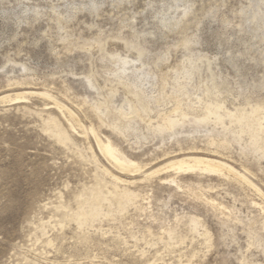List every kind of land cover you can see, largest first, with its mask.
Here are the masks:
<instances>
[{
    "label": "rangeland",
    "instance_id": "obj_1",
    "mask_svg": "<svg viewBox=\"0 0 264 264\" xmlns=\"http://www.w3.org/2000/svg\"><path fill=\"white\" fill-rule=\"evenodd\" d=\"M0 85V264H264V0H0ZM42 89L142 171L198 155L258 190L120 171L71 102L84 142L60 140Z\"/></svg>",
    "mask_w": 264,
    "mask_h": 264
},
{
    "label": "bare ground",
    "instance_id": "obj_2",
    "mask_svg": "<svg viewBox=\"0 0 264 264\" xmlns=\"http://www.w3.org/2000/svg\"><path fill=\"white\" fill-rule=\"evenodd\" d=\"M0 87H2V85H0ZM39 96L47 103L46 105H48V106H49V103L47 101H50V100L53 101L52 105H55V109L52 111V115L57 118V120L60 122V124H61V126L63 128V134L62 135L61 134L58 135V137L62 141L72 140V141H78V142H81V143L84 142V137L81 136V133L79 131L80 128L83 127V126L80 124L79 120L77 119L76 115L71 111V109H69V107H67V102L68 103L69 102L73 103L75 106L78 107V109L82 110L83 113L86 115V117L90 120L89 128H88V130L85 131V133L91 135V137H92V139H93V141H94V143H95V145L97 147V150L99 151V153L102 156V158L110 160L112 162V164L114 165V167H116L120 171H123V172L126 171V172H131V173L132 172H139L145 178L148 177L150 174H153V173L156 174L158 172H164L167 175L166 178L171 183L173 181L172 178L174 177V174H177V173L203 172V173H207V174L210 173L209 175H212V174L222 175V173L224 171H227V172H230V173H233V174L239 176L243 181H246L249 185L255 187L258 190V188L253 184V182L250 180V178L246 175L247 173L245 174V172L243 173V172H241V170H240V172H236L230 166H228L227 164H225V163H223L221 161L210 159V158H206V157H202V156H198V155L197 156L194 155V156L182 157V158H180L178 156H175L172 159H167V160L165 159L160 164L158 163V166H156L154 170L151 169V168H150L151 169L150 170L148 168L150 171H152L150 173H148L147 170L146 171H142V168L140 167L141 164L135 163L133 161H130L129 159H127L126 157H124V156H122L120 154L118 148L116 147V145L113 142V139H114L113 136L111 134H105L104 132L101 131L102 130L101 127L99 126L98 122L95 120V117L91 114L90 110L86 106V103L84 101H82V99L77 98V96L76 97H71L68 100L58 99V98L56 99V97L54 98L49 93V91L46 90V89H42L39 92ZM24 98H26V97H20L19 99L23 100ZM83 129H84V127L82 128V131H83ZM96 129H98V133L95 132ZM190 135L188 134L186 136V138H184V140H182L181 142H179L177 144L171 145V146L174 149H176V151H178V153L179 152H183L184 150H188L187 149L188 146H195V147L196 146H200L199 145V144H201L200 141H196V138L194 139V138H192V136L190 137ZM206 141H212V140L211 139H206ZM189 150H197V149L194 148V147H191V149H189ZM151 151H152V154H160L161 152L165 151V147H164L163 144H161L160 146L155 147ZM147 154L148 153H146L145 155H147ZM145 155H144V157H145ZM162 156H165V155H162ZM172 175H173V177H172ZM128 176L130 177V175H128ZM167 179H166V181H167ZM160 181H162V180H160ZM157 183L160 184L159 180L157 181ZM159 184H158V186H159ZM161 184H160V188H161ZM163 184H165V183H163ZM157 189H158V187H157ZM153 190H154V188H153ZM156 190L152 191V192H156ZM147 192H148V190H147ZM205 196L206 195H204V197ZM147 197H148V195H147ZM150 197H151V195H150ZM150 197H149V199H150ZM150 203L151 202L147 198V202H146L145 206L141 209L142 213H141V215H139V217H143L148 222L147 226L149 227L150 230L152 228H154V227H155V229L158 228L159 230H162L163 229L162 228L163 225L161 227V225H159L160 224L159 223L158 225L160 227L157 226V219H156V216L154 215L156 212L152 213V211L149 210V206H151V205H149ZM206 203H208V202H206ZM212 204H211V206H213ZM161 224H163V223H161ZM159 230L156 229V233H157V231L161 233V231H159Z\"/></svg>",
    "mask_w": 264,
    "mask_h": 264
}]
</instances>
